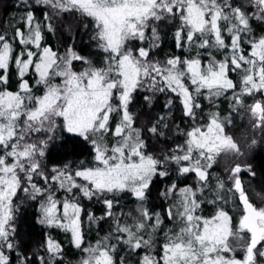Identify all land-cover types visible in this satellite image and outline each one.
<instances>
[{
	"label": "snow or ice",
	"instance_id": "6c2138e0",
	"mask_svg": "<svg viewBox=\"0 0 264 264\" xmlns=\"http://www.w3.org/2000/svg\"><path fill=\"white\" fill-rule=\"evenodd\" d=\"M0 10V264H264V0Z\"/></svg>",
	"mask_w": 264,
	"mask_h": 264
},
{
	"label": "trees",
	"instance_id": "16d2710c",
	"mask_svg": "<svg viewBox=\"0 0 264 264\" xmlns=\"http://www.w3.org/2000/svg\"><path fill=\"white\" fill-rule=\"evenodd\" d=\"M3 4H4V8H7V5L9 3L12 2V0H2ZM12 11H15V9H12ZM10 13H6L4 10H0V19L2 20H6L7 19V15ZM245 179H248V177H244Z\"/></svg>",
	"mask_w": 264,
	"mask_h": 264
}]
</instances>
